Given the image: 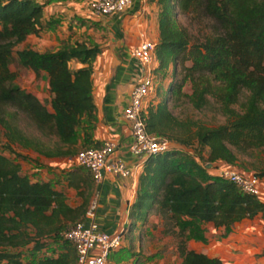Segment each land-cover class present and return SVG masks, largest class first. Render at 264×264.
<instances>
[{
	"label": "trees",
	"instance_id": "16d2710c",
	"mask_svg": "<svg viewBox=\"0 0 264 264\" xmlns=\"http://www.w3.org/2000/svg\"><path fill=\"white\" fill-rule=\"evenodd\" d=\"M47 1L0 0V126L7 151L13 153L11 157L0 151V264H78L74 245L61 231L83 220L92 197L87 190L92 180L87 168L76 165L64 177L81 197L72 206L50 181L33 180L22 173L18 159L25 155L14 151V145H19L59 156L100 145L90 144L95 120L91 74L92 60L100 50L97 45L76 40L63 41L55 50L16 49L20 65L36 74L47 73L51 109L14 83L16 73L9 67L14 46L55 22L43 19ZM155 1L159 38L154 79L168 70L171 76L160 98L145 107V124L149 132L175 145L146 156L129 211L130 226L137 221L144 224L150 214H156L165 234L179 236L176 247L181 260L177 264H225L217 256L188 248L186 241L202 236L203 221L229 227L245 217L264 219L262 199L217 174L200 177L220 162L239 163L264 176V0ZM178 14L208 17L212 30L192 40L178 22ZM72 59L84 65L73 68ZM186 83L189 92L184 90ZM160 90L155 87V94ZM183 100L196 109L212 106L226 121L209 126L181 118L169 101ZM19 113L30 119L36 133L20 126ZM81 132L83 143L78 148ZM194 143L206 148L205 167L188 152ZM242 155L254 160L249 165L241 163ZM189 222L194 224L188 229ZM53 241L59 243L57 250L48 249ZM25 246L42 253L24 261L20 254Z\"/></svg>",
	"mask_w": 264,
	"mask_h": 264
},
{
	"label": "crops",
	"instance_id": "0c3cea01",
	"mask_svg": "<svg viewBox=\"0 0 264 264\" xmlns=\"http://www.w3.org/2000/svg\"><path fill=\"white\" fill-rule=\"evenodd\" d=\"M86 1L48 0L43 8V19L54 20V23L62 28L63 37L61 39L69 37L72 39L81 31L82 36H75L71 42L84 40L100 48L92 60L91 93L95 103V120L90 129L92 139L90 144H101L107 139L114 140L117 143V155L124 159L134 172L128 177H120L106 172L103 179L98 182L92 178L90 187L87 189L92 193L89 205L94 207L95 220L101 229L115 232L124 228L129 231L140 225L146 227L145 223L142 224L139 221L134 226H130L129 217V211L136 198L139 174L142 171L144 158H146L129 151L132 135L130 127L123 117L130 89L140 69L137 61L131 55V50L138 40V30L140 29L145 30L147 36L154 42L158 40L159 6L155 0H131L121 12L92 17L90 14L82 15L83 12L88 11L85 6ZM70 7H73L74 11ZM72 12H76L80 16L79 19L71 18ZM89 22L95 24V27L89 25L91 24ZM72 23L75 25L73 24L69 29ZM52 27L49 26L48 31H52ZM72 28L77 29L75 33ZM93 29L100 30V34L95 33L97 34L95 35ZM32 35L34 34L29 36ZM56 43L57 45L53 49L30 47L40 51L55 50L59 47L60 42ZM70 62L73 68L84 65L76 59H72ZM40 72L45 85L49 88L47 73L44 70ZM35 94L42 102H44V98H47L48 105H50L52 93L49 89L47 92L37 91ZM159 98V95L153 91L145 100V107L150 101L155 102ZM82 143L81 132L76 147L80 148ZM20 150H25V153L23 152L25 158L18 159L22 173L33 180L50 181L54 188L62 190L66 194L67 202L72 206L81 202V197L76 194V188L69 186L64 179L67 171L76 166V153L47 156L30 148L20 147ZM22 159L30 161L27 170H23ZM262 184L264 188V176ZM262 200L264 201V194ZM149 216L155 221L161 220L162 222L161 217L156 214ZM201 226L206 227L201 230L202 236L187 239L188 248L210 256H217L225 264H264V219L260 216L245 217L229 227L224 225L216 227L211 221H203ZM162 229L161 223L159 230ZM168 235L171 237L173 234ZM170 258H176L177 263L180 262L181 257L176 246H171V251L167 254L164 253L161 261L165 259V262H169Z\"/></svg>",
	"mask_w": 264,
	"mask_h": 264
},
{
	"label": "built area",
	"instance_id": "2783aa9c",
	"mask_svg": "<svg viewBox=\"0 0 264 264\" xmlns=\"http://www.w3.org/2000/svg\"><path fill=\"white\" fill-rule=\"evenodd\" d=\"M130 2L131 0H87L86 7L92 17H102L123 11ZM131 55L140 69L130 89L123 117L132 135L129 151L146 157L166 150L175 143L146 128L144 103L153 92L154 68L158 60L155 42L147 36L145 30H138V40L132 47ZM116 151L117 143L107 139L99 146L81 148L76 153L75 162L76 165L87 168L97 182L103 179L106 172L128 177L134 170ZM217 175L233 181L241 191L263 198L264 188L258 175L229 164L219 166ZM123 231L124 228L115 232L101 229L95 220V209L89 205L83 220L67 226L61 231V235L74 245L78 264H107L111 251L118 249L123 243Z\"/></svg>",
	"mask_w": 264,
	"mask_h": 264
},
{
	"label": "rangeland",
	"instance_id": "374dc122",
	"mask_svg": "<svg viewBox=\"0 0 264 264\" xmlns=\"http://www.w3.org/2000/svg\"><path fill=\"white\" fill-rule=\"evenodd\" d=\"M70 9L74 11L73 7H70ZM88 12L89 11H86V13L83 12L82 15H87L89 14ZM79 17L80 16H78L76 12H72L71 18L79 19ZM177 19L181 25L185 26L188 29V31L191 34L192 40L202 38L205 33H209L212 30L213 21L212 19H209L208 17H202V16L193 17L188 14L187 15L178 14ZM73 24L74 23H72L69 26V29L71 28ZM89 25L94 26L95 24L91 23ZM52 26H53L52 31H48V27H45V29H43L39 35L28 36L24 42L17 44L13 48L14 50H13V54H12L9 67L11 70H13L16 73L14 83L18 84L20 87L34 94L37 91H41V93L47 92V89L49 88L45 85V82L43 81L42 76H41V72L39 74H36L32 69L23 67L22 65L19 64L17 60V56H16V49L21 48L22 46H38V47H42L46 49H51V48L53 49L57 45L56 43L57 41L60 42V44L58 45L60 46L61 42L63 41L71 42L72 40H74L75 36H78V35L82 36L81 31H80V34H76L72 39L70 37L68 39L67 38L61 39V37H63L62 28L57 23H54V25ZM76 30H77L76 28H72L73 33H75ZM93 30H94V34L95 33L100 34L101 32L100 30H95V29ZM72 35L73 34L71 33V36ZM70 65L72 66L71 62H70ZM170 72L171 71L168 70L164 74H161V77L157 76L156 77L157 80L155 79L154 81L153 91L155 87L156 89L157 87H161V90L159 92V97L161 96L163 87L168 82V79L171 76ZM184 90L186 92L190 91L189 83H186L184 85ZM43 101H44L43 103L49 109H51L50 105H48V99L44 98ZM169 106L171 107L173 112L179 117L181 118L188 117V118L196 119L209 126H215V125H218L226 121V116L223 113L217 111L212 106H208L202 109H196L192 107V105L186 102L185 100L180 101L179 103H174V104H173V101H169ZM18 116H19L18 123L25 131H28L30 133H36V130L34 129V126L28 117H26L23 113H19ZM4 143H5V137L3 134V128L0 126V151L4 152L6 155L13 157V153L7 151V148ZM20 147L21 146L19 145H14V148H15L14 151H18L21 154H23V152L25 153V150H20ZM188 152L194 160H196L199 164L205 167L206 165L205 164L206 163V159H205L206 148L205 147L199 146L197 143H194V144L189 145ZM253 160H254V157L249 156V155H242L239 158V161L241 163L246 162L247 164L252 162ZM22 161L24 163L23 170H27L29 168L28 162L30 161L27 159L26 160L22 159ZM233 165L240 168L241 170L248 171V172L250 171L249 169L242 167L239 163H235ZM219 166H221L220 163L218 165L213 163L208 171H206L203 174L201 173L200 177L204 179L208 173L217 174V170ZM207 168L208 166H206V169ZM161 223H162L161 220L155 221L152 218H150V216H148V219L145 223L146 227L140 225V226H136L134 230L128 231L127 229H125V231L122 232V235L124 236L122 245L118 249L111 251L108 257L107 264H171V263L176 264L177 263L176 258L174 259L170 258L169 262H165L166 261L165 259H162L161 261V257H163V254L169 253L171 251V246H176V242L179 239V236L176 235V233L171 235V237H168L169 235L163 232L164 229L159 230V226ZM193 224H194L193 222H189L186 225V227H188V229L192 228ZM205 228H206L205 226L200 225L201 230ZM186 231H187V228H186ZM190 234H192L191 231H190ZM58 248H59V243L56 241H53L50 244L48 249L57 250ZM41 253L42 252H39V253L36 252L35 254L33 253V251L31 250L29 246H25L23 249H21L20 255L24 261H27L28 259H33L36 255L37 256L41 255Z\"/></svg>",
	"mask_w": 264,
	"mask_h": 264
}]
</instances>
